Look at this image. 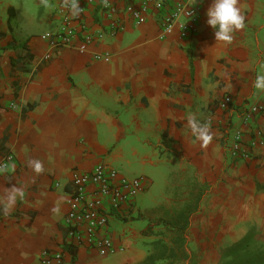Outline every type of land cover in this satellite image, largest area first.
Here are the masks:
<instances>
[{"label":"crops","instance_id":"obj_1","mask_svg":"<svg viewBox=\"0 0 264 264\" xmlns=\"http://www.w3.org/2000/svg\"><path fill=\"white\" fill-rule=\"evenodd\" d=\"M51 1L40 16L24 0H0V161L13 155L0 168V264H40L43 250H63V264H141L153 237L137 222L149 211L136 209L137 198L158 183L196 193L198 182L212 187L211 203L222 208L219 237L236 242L250 234L259 244L251 248L258 252L253 264L264 260V142L249 161L232 158L228 149L236 128L245 139L255 128L264 133V111L247 125L240 120L243 109L264 105V89L255 86L264 76V0H237L244 26L231 42L216 40L206 24L212 0H198L195 34L164 38L156 10L139 25L123 12L129 2L139 8L140 0H108L119 8L122 27L114 31L103 0H80L85 33L103 35L59 47L40 36L58 29L55 8L69 0ZM226 97L230 114L219 107ZM193 115L210 129L207 145L188 124ZM100 164L141 178L143 189L132 214L107 226L123 250L100 255L76 247L72 256L65 249L68 184L73 172ZM224 249L212 245L209 264H219Z\"/></svg>","mask_w":264,"mask_h":264},{"label":"built area","instance_id":"obj_2","mask_svg":"<svg viewBox=\"0 0 264 264\" xmlns=\"http://www.w3.org/2000/svg\"><path fill=\"white\" fill-rule=\"evenodd\" d=\"M78 14H72L73 0L61 2L55 12L61 14V22L57 30L40 36L50 46H70L74 40L83 37L85 42L100 39L103 31L85 33L81 17L84 7L80 0ZM198 0H140L139 8L127 3L123 12L128 13L135 25L145 22L151 10L159 14V37L164 38L174 32L180 37L195 34L198 21ZM100 7L110 17L111 30L121 28L119 19L115 15L119 8L108 0H103ZM74 23V24H72ZM80 40V39H79ZM14 104H11L13 107ZM15 107V106H14ZM220 109L230 114V100L226 97L220 104ZM264 111V105L254 104L240 112V120L247 125L252 117ZM244 130L236 128L228 145L232 158L249 161L253 158V150L264 142V133L255 128L247 139ZM13 160L11 153H6L0 161V168H5ZM141 178H127L118 170L105 164L95 166L88 172H73L67 190V211L64 216L66 245L95 249L100 255L123 250L117 246L107 231L111 218H127L134 211V201L142 191ZM59 186V183H56ZM63 250H43L40 254V264H63Z\"/></svg>","mask_w":264,"mask_h":264},{"label":"rangeland","instance_id":"obj_3","mask_svg":"<svg viewBox=\"0 0 264 264\" xmlns=\"http://www.w3.org/2000/svg\"><path fill=\"white\" fill-rule=\"evenodd\" d=\"M27 5H30L31 9L38 10V15H44L46 14L49 9L52 6L51 0H24ZM37 4H36V3ZM44 31V30H43ZM173 181V180H172ZM174 184L181 183L180 181H173ZM185 185V184H184ZM170 186V185H169ZM198 186H201L198 183ZM192 188V186H183V185H176V186H170V187H164L162 183H158L156 185H153L150 190L145 191L142 193L140 198H137V203L135 204L136 209L139 207L141 210H149L147 219L151 221L153 224L154 222L160 220V219H168L170 214H174V212L179 208L183 207L186 203L183 202V198H187V195H183L182 192L184 190H189ZM198 189V187H197ZM202 197L197 200L196 203V210L194 211V214L190 218V223L188 225V228L185 233V237L187 239L186 249L188 255L184 258L183 261H181V264H209L210 259H208V256L212 254L211 252V246L214 244H219V246L224 247L225 249L220 251V254L224 253V256L222 260H227L228 257L235 260H240L242 257L237 254H232L231 256H228L227 249L232 245H238L240 246L245 243H250V249H259L257 246L258 243H255L256 241L250 240L246 235L238 239L236 242H230L228 240L227 236L224 235L223 238L219 237V232L221 231V227L225 225L224 218H222L220 215H218L217 212H219L221 206L219 204H212V187L208 185L207 189H203ZM201 190V192H202ZM136 201H134L135 203ZM153 208L151 209V207ZM183 209V208H182ZM137 213V210L135 211ZM217 219H215V218ZM213 218V219H211ZM147 219H139L137 222L142 225L147 224ZM212 222L216 223L215 225H211ZM162 226H154L153 230L158 231L162 230ZM154 238V237H153ZM152 240V239H149ZM232 241V240H231ZM148 242V241H147ZM256 246H255V245ZM255 246V247H254ZM226 250V251H225ZM257 254V253H256ZM243 260V258L241 259ZM254 258L252 259V261ZM261 262H264L263 259H260L258 261V264H261ZM252 263V262H251ZM254 263V261H253Z\"/></svg>","mask_w":264,"mask_h":264},{"label":"trees","instance_id":"obj_4","mask_svg":"<svg viewBox=\"0 0 264 264\" xmlns=\"http://www.w3.org/2000/svg\"><path fill=\"white\" fill-rule=\"evenodd\" d=\"M12 14L8 16V22H11ZM198 186L196 193L194 189H190L186 204L181 208L179 207L174 214H170L168 219H160L153 224L147 219L146 228L144 230V235L154 237L152 240L148 241V254L141 264H181V261L188 255L186 244L187 239L185 237L186 230L190 223V218L196 210V203L199 198L202 197L203 189H207V184H201ZM202 190V192H201ZM162 226V230L154 231V226ZM250 240L252 236L250 234L246 235ZM253 240V239H252ZM186 243V244H185ZM232 245L227 249L228 256L232 254H239L243 260H233L228 257L227 260H221L219 264H253L252 259L257 257V251H252L250 249V243H243L241 246ZM255 245V244H254ZM65 249L74 256L75 247L72 245H66ZM189 256V255H188ZM252 262V263H251Z\"/></svg>","mask_w":264,"mask_h":264},{"label":"clouds","instance_id":"obj_5","mask_svg":"<svg viewBox=\"0 0 264 264\" xmlns=\"http://www.w3.org/2000/svg\"><path fill=\"white\" fill-rule=\"evenodd\" d=\"M237 0H212L206 10V24L214 30L216 40L231 42L232 33L244 26V16L236 6ZM72 14H78V5L73 0L71 4ZM257 88L264 89V76L257 77L255 81ZM188 124L195 132L197 138L207 145L212 140L210 129L206 125L200 124L195 116L188 117ZM37 172L42 171V164L39 161L30 162ZM7 208L15 203L16 193L13 192L8 198Z\"/></svg>","mask_w":264,"mask_h":264}]
</instances>
